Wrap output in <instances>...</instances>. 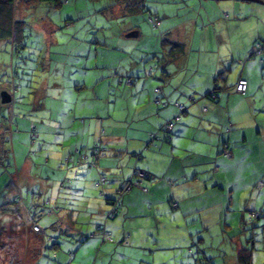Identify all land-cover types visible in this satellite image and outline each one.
Returning a JSON list of instances; mask_svg holds the SVG:
<instances>
[{
	"label": "rangeland",
	"instance_id": "obj_1",
	"mask_svg": "<svg viewBox=\"0 0 264 264\" xmlns=\"http://www.w3.org/2000/svg\"><path fill=\"white\" fill-rule=\"evenodd\" d=\"M162 1L164 0L145 1V4L156 10L164 20L163 25L153 27L147 21L143 10L120 15L118 5L115 4L117 0H60L57 3L17 0L15 14L26 23L23 41L20 44H13L12 40L0 39V91L5 89L12 93L9 103L0 101V132L8 133L7 137H11V141L5 142V147L14 151L7 170L0 165V202L4 197L8 198L17 192L21 194L26 207L20 208V214H17V217L12 216V220L8 218L0 221V228L7 229L1 235L4 243H0V264H32L42 243L39 259L33 264H158L162 258L169 257L172 253L173 256L183 254L176 249L173 250L174 248L170 250L158 248V244H174L170 238L174 229L167 230L169 227L157 229L153 216L143 215V205L138 201L131 203L133 216H125L123 212L122 215L118 213L106 217L105 201L100 194L102 185L91 184L90 187L88 184L86 191L90 197L82 195L76 189L73 180L74 177H79L75 174V171L80 170L77 168L79 164L73 166L69 163V166H65L63 157L66 152H71L73 144L77 142L75 128L66 130L64 142L56 139L54 132L48 130L50 125L56 124L54 118L60 120L58 118L62 116L69 118L70 115L89 116L104 112L106 86L111 83L114 76L115 86L110 91L112 99L120 95L121 79L126 84L123 87H126L127 84H131L128 79L134 82L144 77V72L139 66L133 68L134 71H140L139 78L138 75L126 74L129 58L133 55L136 60L140 58L141 49L158 48L155 45L157 42L159 45L161 32L165 31L168 24L175 25L182 20L185 12L193 11L180 7L186 4L183 0ZM192 1L194 12L198 15L199 10L194 6L198 3L196 0ZM202 1L204 4L200 13L204 15L210 11L213 13L212 8L204 5L209 3L219 5L220 8H217L215 13L219 20L216 25L217 31L221 34L240 35L236 29L219 26L221 20L223 24L233 18L234 13H230L228 9L232 1L238 0ZM163 12L168 15L166 18L163 17ZM134 26L140 28L141 35H128V29ZM206 30V27L199 29L203 34L207 32ZM226 42L223 39L221 47H224ZM198 44L199 42L195 41L193 47L197 48ZM245 58L241 57L240 62L233 66L239 70L244 61H247L246 71L260 81L256 98H259L258 101H264V64L261 65L255 56L247 60ZM149 69L151 73L155 67ZM233 71L231 70V76L235 74ZM14 118H19V122L13 121ZM24 121L28 123L27 128L23 127ZM31 121L36 123L39 133L35 139L30 136ZM47 157L48 160L45 162ZM133 160L136 162L129 171L130 175L136 168L137 172L139 169L144 170L138 158L133 157ZM125 161L126 156L123 155L119 159V166L124 167L117 166L114 171L120 172L121 168L124 172L127 171ZM88 169H91V166ZM137 175L141 173L138 172ZM112 176L108 173L106 178ZM241 176L251 178L252 174L251 171L243 169ZM10 179L14 180L11 186H16L13 189L7 187ZM51 180L53 187L48 188V182ZM243 187L246 191H243ZM243 187L234 190L233 206L242 207L245 198L252 196L248 202L254 201L255 197L263 202L264 191L258 194L259 189L256 186L258 191L253 192L251 185ZM48 195L51 196V203L60 197L57 203L59 207L56 211L52 210L55 213L51 215L48 214L45 204L41 203ZM86 199L88 206L80 207L77 204ZM72 200L79 201L75 203ZM51 203L50 206H54ZM174 206L172 204L173 208ZM58 209H61L60 212H57ZM94 209L93 214L91 211ZM28 212L31 216L35 214L39 217L37 224L41 228L44 227V231L30 229ZM95 220H98L103 228L97 227ZM122 223L124 226H121ZM68 225L71 226L69 230ZM104 230L107 232H104L106 238L102 236ZM210 234L214 247L208 249L213 253L218 252V247L221 246V231L217 229ZM192 247L194 245H186V252ZM195 250L196 248L194 252ZM259 257L260 254L256 256L257 260H260Z\"/></svg>",
	"mask_w": 264,
	"mask_h": 264
},
{
	"label": "crops",
	"instance_id": "obj_2",
	"mask_svg": "<svg viewBox=\"0 0 264 264\" xmlns=\"http://www.w3.org/2000/svg\"><path fill=\"white\" fill-rule=\"evenodd\" d=\"M196 2L198 5L194 6L199 10L198 15L193 9L194 2L189 0L188 5H180V7H186V10L190 8L193 11L185 12L181 21L172 26L168 24L165 28V32L166 29L168 32L164 36L185 43L183 51L171 50L162 41H159L160 46L158 42L156 45L154 43L158 48L141 49L140 58L136 60L134 55L129 58L126 74L138 75L139 78L140 71L133 69L139 66L144 72V77L127 84L126 87H123L126 84L121 79V96L112 99L110 91L115 86L116 76H114L111 83L106 86L104 112L89 116L70 115L72 118L62 116L58 118L60 120L54 118L56 124L50 125L48 130L54 132L56 139L64 142L66 130L75 128L77 142L73 144L71 152L75 148L78 149L74 152V157L79 160L75 165L79 164L77 168L80 170L75 171L76 176L79 177H74L73 180L76 189L86 197H90L86 191L88 184L90 187L91 184L102 185L100 191H106L105 193L113 197L116 188L129 178V171L135 163L133 157L136 153H140L138 158L140 166L157 178L148 184L145 191L132 187L125 193L122 197L123 208L120 214L124 212L125 216H133L131 203L138 201L143 205V215L153 216L157 229L160 227H169L167 230L174 229L170 236L174 244H158V248L163 250L174 248L173 250L176 249L183 254L173 256L172 253L169 257L162 258L158 264H205V259L201 260L200 255L201 253L205 255L204 247H214L210 233L216 232L217 229L221 231V238L224 239L220 241L218 252L209 251V255H214V264H221V257L224 264H238L237 250L247 242L245 236L241 234L229 239L228 232H231L232 227L244 216L247 209L257 208L262 202L258 201L257 197L254 201L248 202L252 196L245 198L242 207H235L233 206L234 190L251 185L253 192L257 190L255 183L259 179H264V101H258L259 98H256L260 81L246 71L247 61H244L239 70L233 65L240 62L241 57H246V60L254 57L255 43L259 39L264 41V4L252 0L230 3L228 10L230 13L233 12L234 16L223 24L221 20L219 26L236 29L240 35H235L221 34L217 31L216 25L219 20L215 13L217 8H220L219 5L216 3L204 5L213 9V13L210 11L204 15L200 13L204 1L196 0ZM189 4L192 6L190 7ZM167 16L163 12V17ZM163 24L164 20L161 18L159 26ZM201 27L202 29L206 27L205 34L199 31ZM131 29L136 31L132 35H141L138 26ZM221 36L227 41L224 47H221L223 40ZM195 41L199 42L197 48L193 47ZM154 55L159 56L160 60L158 65L154 66L155 69L149 73L148 67L154 63ZM231 70H234L233 76ZM239 76L248 80L245 94H239L232 89ZM215 87L216 96L210 98L206 93ZM190 95H194L196 101L191 100ZM176 101L187 106L178 116H176L178 114ZM203 107H206V110H203ZM168 119L174 121L171 139L155 140L145 147L149 133L157 130ZM13 121L18 123L19 118H14ZM27 124L24 121L23 127L27 128ZM159 135H162V131ZM98 140L102 146L100 153L96 154L93 145ZM224 142L229 143L232 148L233 156L230 159L220 153ZM65 154L64 156L67 155ZM123 155L126 156L127 171L124 172L121 168L120 172H115L114 169L119 166V159ZM15 162L17 164V161ZM89 166L91 169H88ZM243 169L251 171L252 177L241 176ZM233 172L235 173L231 176ZM108 173L113 175L112 178H106L105 183H99V175L106 176ZM48 184V188L53 187L52 180ZM242 189L246 191L244 187ZM262 191L264 187L258 194ZM218 194L220 198L211 202ZM48 198L49 203L46 207L49 213H47L51 215L55 213L52 210L56 211L59 207L57 203L60 197L58 196L53 203L50 195ZM72 201L76 203L79 200ZM171 201H176L177 206L173 208ZM50 203L55 207L50 206ZM87 203L86 199L81 204L79 202L77 204L81 207L88 206ZM108 206L105 201L104 213ZM60 210L58 209L57 212ZM94 211L95 209L91 213L94 214ZM6 217L12 220L11 216ZM99 223L98 220L95 222L97 227ZM61 224L63 225L62 222ZM121 226H124V223ZM69 228L71 226L68 225L67 230ZM196 243L202 250L197 254H191L188 250L186 252V245ZM227 243L230 245L228 246ZM259 248L253 255L254 264L264 263V245ZM258 254L260 260L256 258Z\"/></svg>",
	"mask_w": 264,
	"mask_h": 264
},
{
	"label": "trees",
	"instance_id": "obj_3",
	"mask_svg": "<svg viewBox=\"0 0 264 264\" xmlns=\"http://www.w3.org/2000/svg\"><path fill=\"white\" fill-rule=\"evenodd\" d=\"M37 1H47V2H54V3L60 2V0H37ZM145 1H147V0H117V2L115 4L118 5V8L120 10V15H122V16L127 15V14H133V13L138 12L140 10L145 11L147 21L153 27H158L160 24V21H161V16L157 14L156 10H153L152 8L147 6L145 4ZM148 1L153 2L155 0H148ZM164 1H166V2H168V1L169 2H179L178 0H164ZM183 1H185L186 5H188L189 0H183ZM16 2H17V0H0V39L12 40L13 44H16V43L20 44L24 38V26L26 23H25L24 19L18 18L15 14ZM128 30H131V28H129ZM166 30H167L166 32H168V29H166ZM166 32L165 31L161 32L163 36H161L162 38L160 41H162V43L164 42L163 44H167V46L169 48H171V50L183 51L185 49V43L183 41L172 40L171 38L164 36V34ZM263 43H264V41L263 40L261 41L259 39L255 43L254 49H253V54L257 57V60L259 63H261V65L264 64ZM153 60H154V63L149 65V68L154 67V65L156 67L159 63L160 57L157 55H154ZM238 78H244L246 80V88H245L244 92H240V91L236 90L237 81L235 82L232 89L234 90V92H237L239 94H245L246 90H247L248 80L243 76H239ZM128 82L133 83V81L131 79H128ZM6 91L9 92L8 90H6ZM10 95H11V99H12V93H10ZM206 95L209 96L210 98L215 97L216 96V87L214 89L210 90L208 93H206ZM156 99H158V97ZM190 99L196 101V98L194 97V95H190ZM9 102H6V103H9ZM175 104L178 107V114L176 116H178L180 112H182L183 110H185L187 108V106L183 103L176 101ZM203 110H206V107H203ZM173 122H174L173 119H168L157 130L150 132L149 133V139L146 142L145 147L148 146V144L153 143L155 140H165V141L170 140L172 137ZM29 131L31 133L30 136L32 137V139L33 138L35 139L36 137L38 138L39 133L37 130V125L34 121H31L29 124ZM161 131H162V135H159V132H161ZM7 136H8V133L5 134L4 132H0V165H3L5 168L11 164L10 159L12 157V154L14 155V151H12V149L5 147V142L11 141V137H7ZM101 146L102 145L100 143V140L96 141L93 145L94 153H96V154L100 153ZM75 151H78V149L75 148V150H73L71 153L64 156L65 166H69V163H71L72 165H75V163L79 161V160H76L74 157ZM220 153H221V155H223L224 157H226L228 159L232 158L233 153H232V148L230 147L229 143H227V142L223 143ZM139 157H140V153H136L135 158L137 159ZM47 160L48 159H45V162ZM90 161H89V163L91 164V162H93V161H91V162ZM135 162H136V160H135ZM59 167H61V166H59ZM6 170H7V168H6ZM136 170H137V168L135 169L133 174H131L129 176V178H127L124 182H122L119 185V187H117L115 195L113 197L109 196L107 193L103 192L102 190L100 191V194H102L104 200L109 205L108 209L105 211L106 217L114 216V215H117L118 213H120V211H121L120 209H122V205H123L122 197L126 191L130 190L132 187H137V188L145 191V190H147L148 184H150L152 181H154L157 178L156 175H154L153 173H151L145 169L144 170L139 169L138 172H140L141 175L138 176L137 175L138 172ZM10 176H11V174H10ZM13 181H14L13 179H10L8 181L7 187H9V189H13L16 187V186H11V183ZM106 181H107L106 176L104 174H100L98 182L102 184V183H105ZM263 184H264V179H259L257 181V183H255L254 186H256L260 191ZM219 195L220 194H218V196H216V197H213L211 202L217 201V199L220 198ZM228 195H229V193H227V196ZM3 200L4 201L0 202V219L4 218L6 216H11V217L16 216L17 217L20 214L19 209L22 207L24 209L26 207L24 202H22L21 194H17V192H14L13 196H10L8 198L4 197ZM226 200L228 202V198ZM42 203H44L46 206L49 203V198L48 197L45 198L44 201H42ZM170 203H171V206H172V204L175 205L174 207L177 206L176 201H171ZM28 216L30 217L29 219L31 221L30 229L37 230L39 228L40 231H41V229H42V231H44V227L41 228L39 226V224H37V223H39L38 222L39 217H37L35 214L33 216H31L29 213H28ZM13 217H12V219H13ZM98 227H102V225L99 223ZM247 230H249V231H247ZM104 232H106V231L105 230L103 231L102 236H103V238H106L107 232L106 233H104ZM238 234L243 235V237L245 236L244 239L246 240L245 242H247V243L245 245H242V247H240L237 250V253H236L237 263L238 264H254V262H253L254 252L257 249H260L259 247H261V245H264V203L261 204V206H259L257 208H251V209L246 210V213H244V216L241 219H239V221H237V223L235 224L234 227H232L231 232L230 233L228 232L229 239L232 236H236ZM40 238L42 239L41 234H40ZM222 239H224V238H221V240ZM229 239H228V241H229ZM225 240H227V238H225ZM3 243H4V241H3ZM256 243H258L259 245H256ZM191 245H194V247L188 249V251H190L191 253L194 252L195 248H196V250H195L194 254H197V252H199V250H202L201 246L198 245L197 243L196 244H190L188 246H191ZM42 246H43V243L41 245V249H42ZM41 249H40L39 253L37 254V256H34L35 258L33 261L36 262L39 259ZM204 253H205L204 256L201 253L200 259L201 260L205 259L204 260L205 264H214V262H213V256L214 255L213 254L209 255L208 247H204ZM207 253H208V255H207ZM221 261H222L221 264H224L223 263L224 262L223 257H221Z\"/></svg>",
	"mask_w": 264,
	"mask_h": 264
},
{
	"label": "water",
	"instance_id": "obj_4",
	"mask_svg": "<svg viewBox=\"0 0 264 264\" xmlns=\"http://www.w3.org/2000/svg\"><path fill=\"white\" fill-rule=\"evenodd\" d=\"M252 1H256V2H260V3H263L264 4V0H252ZM136 33V31H134V30H132V31H129L128 32V35H132V34H135ZM0 100H1V102H3V103H6V102H9L10 100H11V95H10V93L9 92H7L6 90H1L0 91ZM3 220H6V219H8L7 217H4V218H2ZM0 220L1 222L3 221V220ZM0 222V223H1Z\"/></svg>",
	"mask_w": 264,
	"mask_h": 264
},
{
	"label": "built area",
	"instance_id": "obj_5",
	"mask_svg": "<svg viewBox=\"0 0 264 264\" xmlns=\"http://www.w3.org/2000/svg\"><path fill=\"white\" fill-rule=\"evenodd\" d=\"M245 88H246V80L244 78H238L236 83V90L240 92H244Z\"/></svg>",
	"mask_w": 264,
	"mask_h": 264
},
{
	"label": "flooded vegetation",
	"instance_id": "obj_6",
	"mask_svg": "<svg viewBox=\"0 0 264 264\" xmlns=\"http://www.w3.org/2000/svg\"><path fill=\"white\" fill-rule=\"evenodd\" d=\"M1 220V219H0ZM4 227L0 228V243H3V241L1 240V235L6 232L7 229H3ZM11 228V227H10Z\"/></svg>",
	"mask_w": 264,
	"mask_h": 264
}]
</instances>
